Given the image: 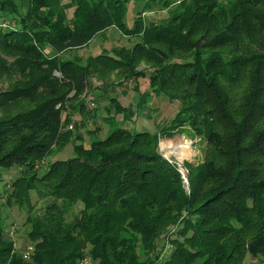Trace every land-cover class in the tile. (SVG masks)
Returning a JSON list of instances; mask_svg holds the SVG:
<instances>
[{"label":"trees","instance_id":"1","mask_svg":"<svg viewBox=\"0 0 264 264\" xmlns=\"http://www.w3.org/2000/svg\"><path fill=\"white\" fill-rule=\"evenodd\" d=\"M169 1L147 0L141 12ZM71 3L69 16L62 0H0V86L9 83L0 87V168L18 171L7 198L27 203L35 190L49 200L42 215L26 218L28 259L0 218V264H79L86 255L94 264L264 263V0H180L183 11L168 21L144 25L135 16L131 28L127 0ZM111 27L140 40L86 63L63 58ZM142 61L152 69L136 71ZM111 75L137 89L145 76L153 93L139 106L140 95L139 108L164 95L178 102L177 113L155 132L109 121L105 138L94 129L89 143H75L82 133L63 130L65 111L84 110V101H71L93 89V77ZM109 99L98 112L130 118ZM184 125L206 142L204 159L189 165L188 190L157 151L159 135L181 134ZM70 142L72 156L47 160ZM167 236L172 248L160 259Z\"/></svg>","mask_w":264,"mask_h":264},{"label":"rangeland","instance_id":"2","mask_svg":"<svg viewBox=\"0 0 264 264\" xmlns=\"http://www.w3.org/2000/svg\"><path fill=\"white\" fill-rule=\"evenodd\" d=\"M70 0H62L64 6L68 7V2ZM147 0H127L126 4V16L125 23L128 28L133 27L135 16L139 17L144 25L152 24L154 22H166L172 16L179 14L183 11L182 6L179 4L180 0H170L169 5L164 6L162 2L154 3L152 10L142 11L143 6ZM230 0H220L221 5H227ZM73 6L68 7V15H72ZM140 11V12H139ZM139 12V13H137ZM6 26H15L14 21H6ZM3 24V23H2ZM140 40V37L135 34H125L122 30L111 27L101 33H98L84 48H75L63 53V58H75L78 57L86 63L87 58L92 55L101 53L105 48L114 49L115 47L124 46L130 49L136 42ZM192 57H190L191 59ZM4 59L7 63H12L15 58L8 57L4 55ZM15 64H10V67H14ZM18 66H15V68ZM143 69L151 70L152 67L149 64L140 62L136 66V71L141 72ZM59 75V72H55ZM149 81L145 76L139 78V89H137L138 84L133 80H125L124 78H115L114 75H111L107 81L99 80L95 77L91 79V84L93 89L87 88L80 97L70 99L72 105H76L78 100L84 101V110H78L74 107L65 111L66 114L71 115V120L65 123L63 130L69 129L70 124L74 125L72 128L73 134L75 136L76 131L82 133V137L77 138L75 143L84 142L89 143L92 139V134L90 130L97 129V138H105L110 131L109 121H115L118 125L127 127L132 131L145 130L149 132H155L158 125L168 123L172 120L173 115H175L179 109V104L177 101L168 99L164 95L154 96L150 104L144 109H140V105L146 104L147 97L153 93L151 87L149 86ZM8 82L3 83L0 87L5 88L8 86ZM106 86V87H104ZM125 91V92H124ZM104 95L99 98L95 94ZM150 92V93H149ZM143 94V97L140 100V95ZM119 99L122 105L127 107L126 115L130 118H124L121 114L119 115H109L106 109H99L100 115L98 112V107L108 105L110 103L109 96ZM94 98L95 105H91V99ZM107 96V97H106ZM103 97H106L102 100ZM101 101V102H100ZM139 103V106H138ZM96 115H95V113ZM98 112V113H99ZM64 114V115H66ZM111 114V113H110ZM108 115V116H107ZM106 116V117H105ZM114 116V117H113ZM105 117V118H104ZM113 117V118H112ZM68 120V119H67ZM78 120V121H77ZM85 122V125L81 123ZM75 123H78L76 128ZM181 127L183 133H176L173 136L159 135L158 137V153L165 159L172 162L183 179V176L186 177L187 182H185V188L188 190L189 186V172L190 164L196 166L199 162L204 159L206 142L204 140H197L193 138V132L189 130L187 125ZM187 126V127H186ZM76 129V130H75ZM169 145V146H168ZM176 150V151H175ZM180 151H184L186 154L182 155ZM53 154L47 157L48 161H53L56 159H64L72 156V142L67 144L63 149H56L53 151ZM17 169L6 170L0 168V218L6 226V231L9 232L11 228L14 231L12 235L13 240L15 241L16 251L20 253H29L28 244L29 239L27 237V232L30 228L29 223H26V218L28 214L31 213L33 216L42 215L45 210L46 205L49 200H41L38 198L35 190H31L29 193V200L27 203L19 204L16 202L15 197H10L9 199V189H11V182L14 178L17 177ZM185 174V175H184ZM78 206H73L67 210L66 219L71 220L72 217L78 211ZM10 234V233H9ZM164 242L160 241L159 246H163ZM28 249V250H27ZM260 263L258 259H252L250 256L247 257L245 264Z\"/></svg>","mask_w":264,"mask_h":264},{"label":"built area","instance_id":"3","mask_svg":"<svg viewBox=\"0 0 264 264\" xmlns=\"http://www.w3.org/2000/svg\"><path fill=\"white\" fill-rule=\"evenodd\" d=\"M4 26H6V23H3ZM91 99V105L94 106L95 105V102H94V98L92 96ZM69 129H72L74 128V125L73 124H70L68 126ZM185 175V174H184ZM185 182H187V179L185 176H183V183L185 184ZM180 221H177V223H175L174 225H172L169 229L170 233L171 232H174L180 225ZM10 235L12 236L14 234V231L13 229L11 228V230L9 231ZM172 248V244L170 242V238L169 236L165 237L164 239V246L162 248V250L160 251V259H163V258H166L167 255L169 254L170 250ZM23 257L25 259H28L29 258V253H23ZM79 264H94L93 261H92V258L91 256L89 255H86L84 256L83 258H81V260L79 261Z\"/></svg>","mask_w":264,"mask_h":264},{"label":"crops","instance_id":"4","mask_svg":"<svg viewBox=\"0 0 264 264\" xmlns=\"http://www.w3.org/2000/svg\"><path fill=\"white\" fill-rule=\"evenodd\" d=\"M68 7H72L71 0L68 2ZM68 7H67V8H68ZM108 29H111V28H108ZM100 33H101V32H100ZM89 43H90V42H89ZM89 43H88V44H89ZM88 44H87V45H88ZM87 45H85V46L87 47ZM85 46H84V47H85ZM84 47H81V48H84ZM70 50H73V49H70ZM68 51H69V50H68ZM92 56H93V55H92ZM124 92H125V91H124Z\"/></svg>","mask_w":264,"mask_h":264},{"label":"bare ground","instance_id":"5","mask_svg":"<svg viewBox=\"0 0 264 264\" xmlns=\"http://www.w3.org/2000/svg\"><path fill=\"white\" fill-rule=\"evenodd\" d=\"M169 146V145H168ZM176 151V150H175ZM182 155L186 154L184 151H180Z\"/></svg>","mask_w":264,"mask_h":264}]
</instances>
